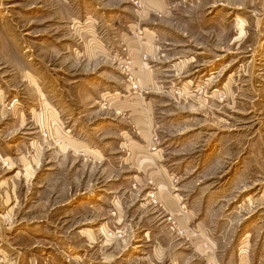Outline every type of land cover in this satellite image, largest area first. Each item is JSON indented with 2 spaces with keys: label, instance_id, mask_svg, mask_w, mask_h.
I'll return each mask as SVG.
<instances>
[{
  "label": "rangeland",
  "instance_id": "1",
  "mask_svg": "<svg viewBox=\"0 0 264 264\" xmlns=\"http://www.w3.org/2000/svg\"><path fill=\"white\" fill-rule=\"evenodd\" d=\"M193 2L194 10L189 2L175 8L188 49L181 54L194 62L179 77L172 73L179 60L163 64V92L149 97L155 129L147 148L193 216L185 232L175 213L155 212L163 207L154 183L138 185L130 148H121L123 137L139 136L134 114L112 101L126 85L141 94L131 52L113 27L145 3L0 0V264L103 261L105 250L94 254L85 235L99 231L116 244L118 229L143 214L141 225L164 228L159 244L179 254L174 264H264V0L206 10L205 1ZM218 12L222 20L211 23ZM213 26L220 30L205 33ZM100 193L124 206L115 230H103L104 211L90 208ZM101 194L93 203L117 221Z\"/></svg>",
  "mask_w": 264,
  "mask_h": 264
},
{
  "label": "crops",
  "instance_id": "2",
  "mask_svg": "<svg viewBox=\"0 0 264 264\" xmlns=\"http://www.w3.org/2000/svg\"><path fill=\"white\" fill-rule=\"evenodd\" d=\"M140 1L145 3V10L143 12L136 10V12L133 11V13H130L129 15L123 14L129 18V21H122L120 23L118 22L113 27L114 30H119V33L116 37L119 41V45H126V47L131 52V58H133L132 60L134 65L133 74L134 76L138 77L141 91V94L138 95L131 92L129 93V90L131 89L128 85H126V92L128 93H118L112 97V101L114 102L113 104L117 111H123V113L132 112L134 114L133 123L135 124V128L137 129L140 136H138V138H133L130 135H127L129 133L128 129L124 127L125 131L127 132L122 131L121 134L123 136L126 134L127 139L126 137H123V141H125V143L122 141L121 148H130V150H128V162L136 171L137 175H135V177L138 178V185L142 186L145 183H148V181H152L158 190V196L162 201L163 208L155 212H163L166 216L167 214L175 213L179 227L185 230V232H191L194 223L192 214L189 213L187 211V207L183 205L179 194L173 193L171 174L161 165V158L158 153H150L147 148L151 147L153 144V130L155 129V124L153 121L154 113L152 109L153 102L149 100V97H152V93L161 94L163 92V85L159 84V81L157 80L158 77L161 76V72H164L168 69H165L163 64H171L170 62L179 60L180 64L176 65L172 72L174 73V76L179 77L185 73L187 67L190 65V62H194V58L190 57L189 59H192V61H188L186 56L181 54V52L185 53V50L188 49L186 47L187 44L183 45L181 42V34L184 30L178 25V20L181 16V13L177 8H175V3H177V5H182L181 3L185 4V2H189L193 4L192 10H194L196 4L193 2V0ZM197 1L199 2L200 0ZM202 1H205V10L208 8L210 9L209 3L215 4L217 6L219 5L220 7L226 6V0H201V2ZM237 4L232 8V10H238ZM209 17H211V15H209ZM212 17L213 18H210L212 20L211 23L214 24L215 22H220L223 18V15L218 12L214 14V16L212 15ZM166 19H172L170 22V27L162 24ZM173 21L176 26L173 25ZM146 22L153 23V26L145 25ZM216 24L218 26V23ZM198 28L199 27L193 29ZM216 30H220V27H209L205 30V33H214ZM200 31L201 29L197 32ZM188 33H190V29H186L184 37L186 36L187 39L186 41L183 39V41H185V43L191 44L190 41H187L189 37L187 36ZM167 34L168 36L166 37ZM175 39H178L179 41H176ZM175 55H179V57H176ZM3 119L4 121L7 119V114H5V112H3ZM159 161L160 165L157 163ZM105 174H107V172H105ZM100 194L91 195V198L94 196V199L92 198V200L94 201L97 197H100ZM101 195L112 201V206H114V209L118 214L117 221L110 220L108 216V211L110 210H108L104 204L98 202L93 203L92 201L90 208L96 210L94 211L95 213L101 210L104 211L106 216L103 218V230H115L117 228H115V226L113 227L112 225L117 224V222H120L124 217V206L120 200L118 202L114 199V197L113 200H111V197H109L107 194L102 193ZM97 207H99V210ZM84 208V203L79 204L76 206L75 211L80 212L84 210ZM160 213H158L159 216ZM146 217L147 216L143 214L141 216L135 217L136 219L132 218L131 221H128V223L122 227V229H118L122 231L121 235L123 238L121 237L122 239H119L118 243L116 244L113 239H110L107 235H101L99 231L85 235L87 242L90 243V247L95 249L94 254H97L98 256L101 246L102 251L103 249L105 250V253L102 254V256H105L103 261H96L94 260L96 258L93 257L89 259V263L165 264L170 260L169 262L174 264V260L171 259L172 257L174 258L175 255L171 253L169 255L167 249L168 246L165 247L163 244H159L161 236L165 235L164 228L162 227L160 230L147 229L144 224L141 225V223L145 221ZM158 224L159 226L163 225L165 227L169 225L167 220L163 218L160 219ZM150 235L154 236L149 237ZM151 238H153L152 241H150ZM148 241L153 243L151 249L147 246ZM92 244L94 245L92 246ZM91 256L92 255L90 254V257ZM175 257L178 258L179 254L176 253Z\"/></svg>",
  "mask_w": 264,
  "mask_h": 264
},
{
  "label": "built area",
  "instance_id": "3",
  "mask_svg": "<svg viewBox=\"0 0 264 264\" xmlns=\"http://www.w3.org/2000/svg\"><path fill=\"white\" fill-rule=\"evenodd\" d=\"M170 221H171V223L173 224V225H176V222L174 221V219L173 218H171L170 217V219H169Z\"/></svg>",
  "mask_w": 264,
  "mask_h": 264
}]
</instances>
